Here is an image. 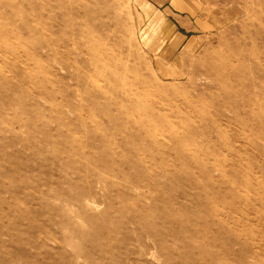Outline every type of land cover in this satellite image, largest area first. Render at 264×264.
Instances as JSON below:
<instances>
[{
  "label": "rangeland",
  "instance_id": "rangeland-1",
  "mask_svg": "<svg viewBox=\"0 0 264 264\" xmlns=\"http://www.w3.org/2000/svg\"><path fill=\"white\" fill-rule=\"evenodd\" d=\"M203 3L0 0V264H264V0Z\"/></svg>",
  "mask_w": 264,
  "mask_h": 264
},
{
  "label": "crops",
  "instance_id": "crops-1",
  "mask_svg": "<svg viewBox=\"0 0 264 264\" xmlns=\"http://www.w3.org/2000/svg\"><path fill=\"white\" fill-rule=\"evenodd\" d=\"M135 7L146 18V22L155 25L165 24L170 36L181 41L189 40L190 32L203 27L201 14L203 0H133ZM206 25V21H205ZM185 33L187 35H185ZM159 38H164L158 35ZM166 37V36H165Z\"/></svg>",
  "mask_w": 264,
  "mask_h": 264
}]
</instances>
